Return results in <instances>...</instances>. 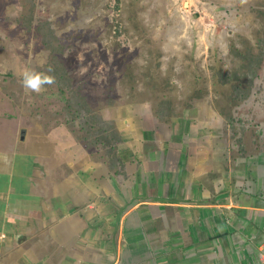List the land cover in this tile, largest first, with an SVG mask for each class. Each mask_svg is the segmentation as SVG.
I'll return each mask as SVG.
<instances>
[{"label": "rangeland", "instance_id": "obj_1", "mask_svg": "<svg viewBox=\"0 0 264 264\" xmlns=\"http://www.w3.org/2000/svg\"><path fill=\"white\" fill-rule=\"evenodd\" d=\"M26 72L51 83L33 91ZM143 107L179 134L210 122L228 176L240 160L248 176L264 156V0H0V156L74 138L119 166V120Z\"/></svg>", "mask_w": 264, "mask_h": 264}, {"label": "crops", "instance_id": "obj_2", "mask_svg": "<svg viewBox=\"0 0 264 264\" xmlns=\"http://www.w3.org/2000/svg\"><path fill=\"white\" fill-rule=\"evenodd\" d=\"M152 113L121 116L119 166L74 138L0 156V264H264V156L230 177L210 122Z\"/></svg>", "mask_w": 264, "mask_h": 264}, {"label": "clouds", "instance_id": "obj_3", "mask_svg": "<svg viewBox=\"0 0 264 264\" xmlns=\"http://www.w3.org/2000/svg\"><path fill=\"white\" fill-rule=\"evenodd\" d=\"M44 83H51V80L48 77L41 78V76L38 74H32L28 72L24 74V86L33 91H39L41 85H43Z\"/></svg>", "mask_w": 264, "mask_h": 264}, {"label": "trees", "instance_id": "obj_4", "mask_svg": "<svg viewBox=\"0 0 264 264\" xmlns=\"http://www.w3.org/2000/svg\"><path fill=\"white\" fill-rule=\"evenodd\" d=\"M258 59V58H257ZM258 62L260 63V59H258ZM88 119H91V120H94L95 118H93V117H89ZM98 120H100V119H98ZM90 134H91V131H89V130H87ZM93 134L95 135V136H97V138H98V141H99V143L100 142H103V139H106L107 137L106 136H104V137H102V133H99L98 131H97V129H95V131L93 132ZM112 136H113V138L115 137V140L117 141V140H119V136H118V134H116V133H112ZM103 138V139H102ZM121 140V139H120Z\"/></svg>", "mask_w": 264, "mask_h": 264}, {"label": "water", "instance_id": "obj_5", "mask_svg": "<svg viewBox=\"0 0 264 264\" xmlns=\"http://www.w3.org/2000/svg\"><path fill=\"white\" fill-rule=\"evenodd\" d=\"M24 135H25V129H22L20 131V140H24Z\"/></svg>", "mask_w": 264, "mask_h": 264}]
</instances>
